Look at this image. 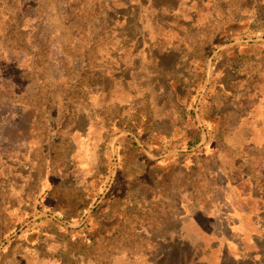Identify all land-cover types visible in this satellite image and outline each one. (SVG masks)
I'll return each mask as SVG.
<instances>
[{
    "label": "rangeland",
    "instance_id": "374dc122",
    "mask_svg": "<svg viewBox=\"0 0 264 264\" xmlns=\"http://www.w3.org/2000/svg\"><path fill=\"white\" fill-rule=\"evenodd\" d=\"M219 258L264 264V0H0V264Z\"/></svg>",
    "mask_w": 264,
    "mask_h": 264
},
{
    "label": "crops",
    "instance_id": "0c3cea01",
    "mask_svg": "<svg viewBox=\"0 0 264 264\" xmlns=\"http://www.w3.org/2000/svg\"><path fill=\"white\" fill-rule=\"evenodd\" d=\"M225 69H229V68H225ZM228 71V75H229V77L230 78H232L233 77V72L232 71H230V70H227ZM223 80V79H222ZM184 96H186V94L184 95ZM214 120V119H213ZM166 121V118L164 119V122ZM210 122V121H209ZM166 123V122H165ZM212 125L214 124V123H211ZM157 169H159V168H157ZM158 175V174H157ZM161 175V174H160ZM180 194L182 195V194H184L183 193V191H180ZM234 198H237L236 196L234 197ZM237 206L235 205V207H233L230 211H231V214H232V216H233V219H234V225H235V227L237 228V227H240V225H241V223H242V221H243V219H245V217H247V216H250V219L252 220V223L257 227V228H259V230H262L263 228V225L261 224V222L260 221H256L255 220V217L254 216H256V213H258V212H260V208H258L257 210H259V211H256V210H241V209H239L238 207L236 208ZM249 225V224H248ZM254 236H256L255 234H253V233H251L249 236H247L249 239H252ZM241 237V236H240ZM216 262H217V260H216ZM216 264H222V258H219L218 259V262L216 263Z\"/></svg>",
    "mask_w": 264,
    "mask_h": 264
},
{
    "label": "trees",
    "instance_id": "16d2710c",
    "mask_svg": "<svg viewBox=\"0 0 264 264\" xmlns=\"http://www.w3.org/2000/svg\"><path fill=\"white\" fill-rule=\"evenodd\" d=\"M14 107H17V106H14ZM18 109H19V108H18ZM23 110H24V109H23ZM7 111H9V110H7ZM6 115H7V116H9V115H10V116H13V115H16V114H10V113H8V114H6ZM183 242H184V241H182V239H180V240H179V238H178V239H175V240H174V245H171V246L168 247V248L166 247L165 250H164V252H166V254H167V252H169V251H170L171 253H176V252H174L175 249H176V248H179V247H180L179 244L182 245ZM166 246H167V245H166ZM192 260H194V259H192Z\"/></svg>",
    "mask_w": 264,
    "mask_h": 264
}]
</instances>
